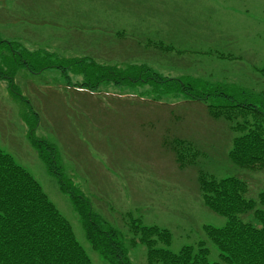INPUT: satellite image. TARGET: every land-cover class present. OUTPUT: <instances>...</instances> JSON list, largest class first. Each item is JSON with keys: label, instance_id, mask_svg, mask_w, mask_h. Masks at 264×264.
Listing matches in <instances>:
<instances>
[{"label": "rangeland", "instance_id": "374dc122", "mask_svg": "<svg viewBox=\"0 0 264 264\" xmlns=\"http://www.w3.org/2000/svg\"><path fill=\"white\" fill-rule=\"evenodd\" d=\"M0 38L31 51L88 56L122 69L144 65L164 76L264 87L257 71L264 61V0H0ZM159 41L172 44L173 54L154 50ZM14 74L18 99L7 80H0V150L39 184L92 264L106 263L29 144L33 114L35 136L55 145L64 174L121 233L131 264H146V248L128 246L129 217L169 231L170 245L158 247L176 254L204 243L209 262H219L203 227L222 228L226 218L203 206L199 171L245 181L249 198L264 190V171L238 169L228 160L231 139L238 136L228 122L211 119L200 105L140 102L130 94L143 89L130 85H102L98 92L108 96L98 97L67 91L57 70L32 75L17 68ZM164 138L191 142L197 158L188 159L195 155L182 149L181 166L162 145Z\"/></svg>", "mask_w": 264, "mask_h": 264}, {"label": "trees", "instance_id": "16d2710c", "mask_svg": "<svg viewBox=\"0 0 264 264\" xmlns=\"http://www.w3.org/2000/svg\"><path fill=\"white\" fill-rule=\"evenodd\" d=\"M156 47L171 51L157 43ZM25 70L33 75L57 70L68 87L95 93L102 85L143 87L156 97L182 98L187 103L204 105L212 119H223L238 136L232 139L228 160L238 169L264 171V99L262 94L235 85L208 83L195 78H169L144 65L124 69L96 63L90 58H66L41 49H16L13 43L0 38V80L12 88L14 72ZM264 80V62L258 70ZM79 77L80 82H73ZM14 94V93H13ZM147 93H144V95ZM139 99L143 96H137ZM145 99V98H144ZM158 99H153L157 101ZM29 126L28 141L46 172L54 178L59 191L68 197L92 250L106 264H131L121 233L103 220L91 202L68 178L58 163L54 144L34 134ZM164 146L174 153L181 166L183 151L192 154L190 142L166 140ZM195 154L193 153V156ZM197 155L188 159L194 160ZM195 163V162H194ZM198 192L203 206L226 218L222 228L204 226L207 239L219 252V262L210 263L204 243L183 247L178 253L158 247L169 246L171 235L166 229L146 227L139 220L128 218L131 238L129 247L141 244L146 248V264H264V190L249 198L248 185L231 176L217 179L199 171ZM0 264H92L77 243L68 222L48 200L34 178L9 154L0 150Z\"/></svg>", "mask_w": 264, "mask_h": 264}]
</instances>
